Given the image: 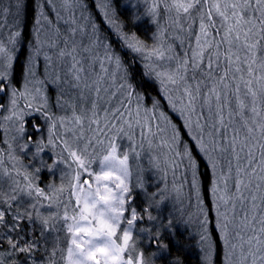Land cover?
I'll use <instances>...</instances> for the list:
<instances>
[{
	"label": "snow or ice",
	"instance_id": "obj_1",
	"mask_svg": "<svg viewBox=\"0 0 264 264\" xmlns=\"http://www.w3.org/2000/svg\"><path fill=\"white\" fill-rule=\"evenodd\" d=\"M44 2L54 4V0H39L35 5L34 35L39 44L33 57L45 43L40 39L44 26L59 33L48 20ZM61 2L64 6L75 3L82 9L81 20L86 19L82 0ZM23 7L22 0H13L10 8L0 9V16H14L16 29L7 37L10 48L0 40V95L9 100L7 105L0 104L8 113L0 115V128L6 133L14 131L11 139L21 151H28L31 143L33 158L51 150L52 163L41 161L42 166L52 171L64 165L70 170V179L65 185L62 176L59 186L41 187L37 182L41 168L29 171L11 144L7 152L0 149V264H58V253H66L60 259L68 264H146L144 254L136 249L133 229L138 221L157 219L149 209L166 199L163 193L167 185L159 193L148 194L147 207L138 211L132 205L129 160L145 150L154 153L150 163L161 172V180H167L171 173V189L177 199L194 208L204 264H213L214 243L197 164L161 101L155 99L150 108L145 106L144 97L128 82L121 58L94 24L90 28L72 27L63 39L57 35L63 47L47 41L50 47H57L60 62L62 75L53 74L51 82L58 90L55 107L61 115L52 111L49 97L41 90L29 89L30 83H44L35 77L32 57L24 90L19 91L13 86L11 69L22 37ZM100 7L125 46L152 61L145 65V75L159 81L168 107L183 119L213 170V154L229 157L227 175L221 170L211 188L216 198L217 226L231 249L229 255H235L236 247L241 249L236 264H248L249 260L264 264V0H151L147 14L158 23L163 13L168 25L159 28L151 47L124 33L122 25L111 20L106 0H101ZM69 23L74 24L75 19ZM175 41H179V51L173 47ZM97 52H102L103 60ZM44 59L47 62L52 57ZM34 113L47 125V135L40 140L24 135V118ZM124 140L128 143L122 145ZM177 170L181 173L179 181ZM61 172L69 175L63 168ZM229 179L233 180L234 199L241 202L238 230L233 233L240 241L238 245L229 240L228 227L233 221L220 210L222 203L233 199L226 198ZM135 186L145 189L139 173ZM245 201L251 202L247 208ZM235 208L233 203V211ZM24 223L29 225L27 230ZM37 226L40 238L47 239L49 232H63L70 246L59 249L61 237L57 235L51 250L40 248V240L34 235ZM139 231L148 232L167 250L168 245L158 239L162 235L159 228L155 232L150 227ZM242 233L249 235L245 238ZM38 248L46 254L39 261ZM226 264L233 261L226 259Z\"/></svg>",
	"mask_w": 264,
	"mask_h": 264
},
{
	"label": "trees",
	"instance_id": "obj_2",
	"mask_svg": "<svg viewBox=\"0 0 264 264\" xmlns=\"http://www.w3.org/2000/svg\"><path fill=\"white\" fill-rule=\"evenodd\" d=\"M39 0H22L24 7L21 10V19L23 20L22 37L13 53L12 62V83L19 91L24 90L25 77L28 76L29 58L32 57L35 60V77L37 80L44 81L41 84H29V89L33 87L41 90V94H45L49 97V102L52 105V111L57 115H61L59 110L55 107V100L58 95V90L55 84L51 82V76L53 74L62 75L59 68V60L56 55L57 47H50L47 41H51L53 45L63 47L60 43V39H57V35L61 38H66L67 31H70L72 27L83 28L86 25L90 28L92 24L97 26L99 34L104 38L105 43L111 46L113 53L121 58V61L128 73V82L133 85L135 91H137L142 97H144V104L147 107H151L152 101L159 99L162 103L163 110L167 112L173 123H175L181 133V139L190 148L193 158L197 164V175L201 184V195L206 205V210L209 218V230L214 243V256L213 264H226V259H231L233 264L240 258L241 249L235 248V255H229L231 249L225 244L223 235L217 226V212H216V198L212 195V185L216 183L218 175L223 170L224 174L227 175L229 157L219 156V153L213 154V162L216 163V168L213 170L206 155L201 152L199 146L195 141L191 139L188 129L184 127V122L177 113L173 112L168 107L167 99L164 97L161 85L154 76H147L145 73L147 69L146 64L152 63V61L145 60L139 54L131 51L127 48L120 35L117 34L116 29L112 26L109 19L105 17L104 11H102L100 4L101 0H82L84 7L87 9L85 20H81L82 9L75 3H71L68 6H64L61 0H54V4L44 2V11L48 17V20L52 22V25L59 30V33H55L48 26H44L43 31L40 34V39L45 41L43 46L39 47L38 52L33 57V50L39 44V41L35 39V17L38 15V10L35 5ZM13 0H0V9L10 8ZM108 16L111 20L115 21L116 24L122 25L123 32L128 35L136 36L142 40L149 47L156 43V34L159 28H166V17L162 13L157 18L158 23L153 22V18L148 15V7L151 0H106ZM14 11V10H13ZM59 17V19H58ZM75 19L74 24L69 22ZM0 40H3L6 47L10 46L7 43V37L10 31L16 30L13 27L14 16L4 14L0 16ZM172 33V29H169ZM174 34V33H173ZM79 39V37H77ZM171 42V41H170ZM179 41H175L173 47L179 51ZM96 55L100 56L103 60L102 52H97ZM50 56L51 60L45 61L44 57ZM108 67L107 64H105ZM98 70V69H97ZM115 79V77H113ZM9 100L6 96L0 95V104L7 105ZM23 104V101H19ZM0 115L7 116L8 113L0 109ZM25 136L31 137L33 140H40L47 135V125L43 117L34 113L32 115L25 116ZM33 125H38L36 129ZM4 127H10L9 124H5ZM15 135L14 131L6 133L4 128H0V149H4L5 152L8 150L9 144L15 149L16 155L23 161L24 165L27 166L28 170L31 171L33 168H41L39 173L38 183L41 187H45L48 184H55L59 186L61 184V177L63 176V183L67 185L70 179V170L64 165H58L52 171L44 168L41 161L52 163L54 159V153L46 149L45 152L41 153L40 157L33 158L34 148L30 143L28 151H21L17 146L16 142L12 141L11 137ZM8 140V143H5ZM21 143L23 141H20ZM122 145L127 144L128 141L124 140L120 142ZM139 150V149H138ZM148 151H143L141 156L135 157L130 156L129 164L131 165L130 172L132 175L129 178V185L132 189L130 195L133 197L131 203L133 206L140 211L142 208L147 207L148 194L153 192H161L167 185V191L163 193L166 197L159 207L155 206L149 209L153 216H156L155 221L149 222L147 220L138 221L137 226L133 229V239L136 243V249L144 254L146 264H204L203 252L199 242L198 229L199 225L194 215V208L190 207L187 201L177 199V195L171 189L172 176L169 172L167 180H161V172L152 167L150 163V155ZM235 162L233 161V166ZM93 165V168H96ZM183 167V165L181 166ZM68 172L69 175H63L61 169ZM138 173L141 175L145 185V189H140L135 186ZM181 178V173L177 170V181ZM83 179V177H82ZM228 192L227 197L228 203L221 204V212L226 213L229 220L233 222L229 224V240L232 245H238L240 241L233 235L238 230V221L241 216V202L235 200L236 195L235 189L233 188V180H228ZM224 185L221 184L223 190ZM5 190H7V183H5ZM187 191V184L185 186ZM248 193H245L247 196ZM236 204V208L233 211L232 204ZM250 201L244 202V207L250 206ZM259 203V201H257ZM127 215V213H126ZM171 221L169 226L168 222ZM126 227V225H123ZM25 230L28 229L27 223L23 224ZM150 227L153 232L158 228L162 231V235L158 238L160 242L168 245L167 250L159 247L156 240H154L148 232L139 231L140 228ZM245 238L249 233H242ZM35 237L40 240V248H48L51 250L54 243V237L59 235L61 240L57 247L63 249L70 246V241L63 239L64 233H51L47 234V239H42L39 236V230L34 233ZM131 243V242H130ZM7 246L5 245V248ZM245 247H247L245 245ZM3 250V249H0ZM42 253L39 248L36 252V259L39 261ZM61 255L66 253H58L56 260L58 264H68L67 260L61 261ZM251 264V261H248Z\"/></svg>",
	"mask_w": 264,
	"mask_h": 264
},
{
	"label": "rangeland",
	"instance_id": "obj_3",
	"mask_svg": "<svg viewBox=\"0 0 264 264\" xmlns=\"http://www.w3.org/2000/svg\"><path fill=\"white\" fill-rule=\"evenodd\" d=\"M129 167H130V169H131V165L129 164ZM122 227H124L123 225H122ZM68 263V262H67Z\"/></svg>",
	"mask_w": 264,
	"mask_h": 264
}]
</instances>
